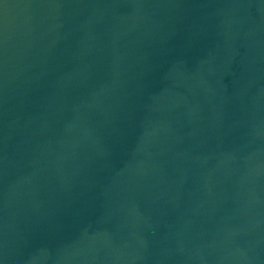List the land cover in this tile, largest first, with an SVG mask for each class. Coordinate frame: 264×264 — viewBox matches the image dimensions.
Returning <instances> with one entry per match:
<instances>
[{"label": "water", "instance_id": "obj_1", "mask_svg": "<svg viewBox=\"0 0 264 264\" xmlns=\"http://www.w3.org/2000/svg\"><path fill=\"white\" fill-rule=\"evenodd\" d=\"M0 264H264V0H0Z\"/></svg>", "mask_w": 264, "mask_h": 264}]
</instances>
